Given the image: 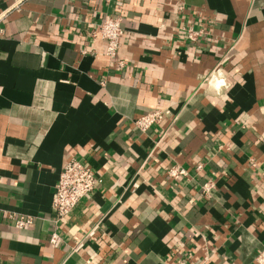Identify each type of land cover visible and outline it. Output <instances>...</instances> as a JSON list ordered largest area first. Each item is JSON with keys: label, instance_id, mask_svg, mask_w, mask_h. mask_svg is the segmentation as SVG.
Wrapping results in <instances>:
<instances>
[{"label": "crops", "instance_id": "0c3cea01", "mask_svg": "<svg viewBox=\"0 0 264 264\" xmlns=\"http://www.w3.org/2000/svg\"><path fill=\"white\" fill-rule=\"evenodd\" d=\"M106 15L114 60L88 36ZM70 158L101 182L57 223ZM262 248L264 0H0V264H256Z\"/></svg>", "mask_w": 264, "mask_h": 264}, {"label": "built area", "instance_id": "2783aa9c", "mask_svg": "<svg viewBox=\"0 0 264 264\" xmlns=\"http://www.w3.org/2000/svg\"><path fill=\"white\" fill-rule=\"evenodd\" d=\"M184 30L187 40L192 42H196L203 34L202 29H194L191 26ZM121 34V18L113 15L104 16L101 22L93 26L88 32L90 38H98L103 42V53L111 60L116 58L119 49L118 39ZM118 64L121 66L123 62L119 61ZM171 116L172 113L169 107L155 108L138 116L132 123L139 132L145 133L154 125L162 123L166 118ZM176 118L177 115H173V119ZM203 166V163H199L193 170H189L179 165H172L167 169L166 175L169 180L181 178L188 180L191 179L193 172H201ZM100 182V177L94 173L91 165L85 164L76 158H70L66 161L61 169L52 194L51 207L56 213L55 222L58 223L60 220L66 218L82 199L88 198L92 194ZM213 188L214 181L207 180L201 185L200 190L203 195L207 196ZM9 218L18 228L24 227L32 222L31 217L16 216L14 214H10ZM55 238L56 235L53 234L51 241H54ZM255 262L256 264H264V248L258 251ZM174 264L190 263L183 257L178 259Z\"/></svg>", "mask_w": 264, "mask_h": 264}]
</instances>
